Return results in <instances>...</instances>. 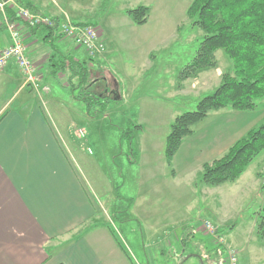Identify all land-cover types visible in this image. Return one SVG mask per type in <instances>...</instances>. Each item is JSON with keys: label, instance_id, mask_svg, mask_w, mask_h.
Listing matches in <instances>:
<instances>
[{"label": "rangeland", "instance_id": "obj_1", "mask_svg": "<svg viewBox=\"0 0 264 264\" xmlns=\"http://www.w3.org/2000/svg\"><path fill=\"white\" fill-rule=\"evenodd\" d=\"M191 1L105 0L102 5V1L72 0L61 20L91 23L102 47L88 50L68 43L67 48L79 60L89 56L103 61L102 55L112 51L106 62H111L107 66L117 76L108 89L97 84L95 76L91 78V91L111 99L82 126L66 127L67 112L75 114L76 110L65 105L67 75L52 78L42 67L45 64H34L36 84H31V89L43 96L53 88L44 97L48 105L42 107L57 120L56 126L49 122L50 132L62 149L70 151L66 160L83 186L89 207L69 236L107 226L134 264H202V259L192 256L194 252L207 253L208 261L204 258L203 264H227L231 255L237 264H264V238L255 230L264 203V152L235 181L211 186L200 179L202 164L211 161L206 154L219 139L237 134L223 128L233 117L209 112L193 126V133L182 139L171 164L164 159L165 138L174 118L194 110L199 98L217 86L221 74L232 70L230 59L217 49L215 68L178 79L203 36L187 16ZM137 5L150 8L142 25L127 14L128 8ZM64 49V53L69 51ZM48 76L52 82L46 81ZM257 103L254 113L264 114V98ZM263 121H255V126ZM183 226L193 227L190 232L196 235L182 249ZM217 243L220 252H210ZM143 255L146 260L149 256L150 263Z\"/></svg>", "mask_w": 264, "mask_h": 264}, {"label": "crops", "instance_id": "obj_2", "mask_svg": "<svg viewBox=\"0 0 264 264\" xmlns=\"http://www.w3.org/2000/svg\"><path fill=\"white\" fill-rule=\"evenodd\" d=\"M19 1L32 3L38 12L57 18L70 10L72 2ZM88 1H102L103 5L105 0ZM11 3L12 0H8V6L13 10L15 5H19L17 1ZM1 21L0 13V50L10 43L9 34ZM19 30L25 54L32 64H45L42 67L49 71L48 59L53 51L47 47L43 30H30L23 23H19ZM54 43L63 52L64 47L67 50L68 43L72 42L60 38ZM68 50L65 54L73 55L72 50ZM110 54L112 51L107 50L101 57L103 61L91 57L97 65L93 74L95 80L104 89H108L111 82H117V76L107 66L111 65V62H106ZM151 54L149 52L147 56L151 57ZM45 78L48 82L53 81L49 80V76ZM52 89L50 87L43 96L39 91L32 90L31 83L26 82L13 61L0 71V264H134L120 239L117 237L116 242L107 226H94L75 237L69 236L75 223L89 213V207L87 209L85 205L83 186L79 185L66 160L68 148L62 149L50 132L49 122L56 126L57 120L42 107V104L48 105L44 97L47 98ZM36 93L38 101L34 96ZM63 93L68 94L65 105L76 108L75 114L66 111L70 115L66 127L88 123L90 116L85 112L83 103L73 99L65 88ZM217 111L233 117L223 128L237 134L229 139H219L206 154L207 160L223 154L249 127H255V121L264 118L263 113H254L256 110L247 112L225 108ZM63 138L67 143L71 142L66 136ZM147 260L150 263L149 256Z\"/></svg>", "mask_w": 264, "mask_h": 264}, {"label": "trees", "instance_id": "obj_3", "mask_svg": "<svg viewBox=\"0 0 264 264\" xmlns=\"http://www.w3.org/2000/svg\"><path fill=\"white\" fill-rule=\"evenodd\" d=\"M15 1L19 3L17 6L38 12L32 3ZM149 11L148 6L137 5L128 8L127 14L135 24L142 25L147 21ZM5 13L9 20L18 19L16 10L11 6L6 5ZM186 13L192 20L191 24L198 27L203 36L190 61L179 71L178 79L184 80L196 76L200 71L215 68L217 49H222L230 59L232 70L221 74L217 86L199 98L194 110L186 111L174 118L165 138L164 159L167 165L171 164L182 139L193 133V126L209 112L225 108L253 111L259 104L257 100L264 98V0H192ZM53 21V26L40 27L45 33L46 44L53 51L48 59L49 71L47 69L45 71L52 78L59 74L67 75L63 87L73 99L83 103L88 116L94 117L103 109L106 101L109 102L111 99L109 95H103L101 98L90 89L93 82L91 78L96 72L97 65L91 61V57L78 60L74 55L63 53L54 43L56 39L63 38L57 32L63 21L57 17H53ZM1 24L5 28L4 22L1 21ZM262 152L264 121L232 142L220 157L203 163L200 179L211 186L235 181ZM173 172L172 169L171 173ZM192 228L183 226L180 237L182 249L188 245V241L195 238V234L190 232ZM255 230L259 237L264 238V203L261 213L257 215ZM110 232L117 242L114 231L110 229ZM220 245L217 243L209 251L220 252ZM192 256L202 259V264L204 258L208 261L207 253L198 255V252H194Z\"/></svg>", "mask_w": 264, "mask_h": 264}, {"label": "built area", "instance_id": "obj_4", "mask_svg": "<svg viewBox=\"0 0 264 264\" xmlns=\"http://www.w3.org/2000/svg\"><path fill=\"white\" fill-rule=\"evenodd\" d=\"M7 2L0 0V13L2 14L3 22L10 39L9 45L0 50V71L9 61H13L23 73L26 82L36 84L35 67L25 54L23 38L19 30V22L29 28H40L43 26H53V18L49 15L31 12L28 9L15 5L18 19L9 20L4 14ZM57 32L77 47H84L88 50H95L97 47H102L98 43V31L92 24H75L70 21H63L58 26ZM227 264H237L236 258L231 255Z\"/></svg>", "mask_w": 264, "mask_h": 264}]
</instances>
